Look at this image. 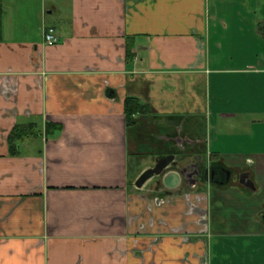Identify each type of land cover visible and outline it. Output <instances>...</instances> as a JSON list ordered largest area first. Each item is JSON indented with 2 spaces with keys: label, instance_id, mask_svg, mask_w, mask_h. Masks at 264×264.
<instances>
[{
  "label": "crops",
  "instance_id": "obj_1",
  "mask_svg": "<svg viewBox=\"0 0 264 264\" xmlns=\"http://www.w3.org/2000/svg\"><path fill=\"white\" fill-rule=\"evenodd\" d=\"M250 1L0 0V264H264ZM127 96L151 107L129 125ZM169 154L214 179L134 185Z\"/></svg>",
  "mask_w": 264,
  "mask_h": 264
},
{
  "label": "water",
  "instance_id": "obj_2",
  "mask_svg": "<svg viewBox=\"0 0 264 264\" xmlns=\"http://www.w3.org/2000/svg\"><path fill=\"white\" fill-rule=\"evenodd\" d=\"M198 164L184 165L183 162L177 161L173 154L166 155L156 159L152 166H149L138 175L134 181L136 187H141L145 182L154 179L155 186L162 192H169L178 189L188 180L198 179ZM195 171H191L192 168ZM202 168V165L199 167ZM192 183V181H191Z\"/></svg>",
  "mask_w": 264,
  "mask_h": 264
},
{
  "label": "trees",
  "instance_id": "obj_3",
  "mask_svg": "<svg viewBox=\"0 0 264 264\" xmlns=\"http://www.w3.org/2000/svg\"><path fill=\"white\" fill-rule=\"evenodd\" d=\"M1 6V5H0ZM151 111L149 103L140 101L138 98L133 96H127L124 99V113L126 117L127 124L129 125L132 121V116L134 114L140 113L145 114ZM48 125H50L48 123ZM26 131L21 127V125H16L12 132L8 136V142L10 144V151L13 152L14 142L21 139Z\"/></svg>",
  "mask_w": 264,
  "mask_h": 264
},
{
  "label": "rangeland",
  "instance_id": "obj_4",
  "mask_svg": "<svg viewBox=\"0 0 264 264\" xmlns=\"http://www.w3.org/2000/svg\"><path fill=\"white\" fill-rule=\"evenodd\" d=\"M226 1H227L226 3H232L233 2L234 3L233 6H235V7H230V9L221 11L219 13H223V12H226V13H230V12L231 13H234L237 10L236 7L238 8V6L234 2V0H226ZM263 3H264V0H251L250 1V6L251 7H246V9L243 7L245 9L244 12L246 11V13H247V11H249V13H254L253 11L257 9L256 14L263 13V8H262L263 7V5H262ZM143 151H145V148H143ZM130 157H131V155H130ZM132 157H133V155H132ZM136 166H137L136 165V160L134 158H132L130 160V168H132L133 170H135Z\"/></svg>",
  "mask_w": 264,
  "mask_h": 264
},
{
  "label": "flooded vegetation",
  "instance_id": "obj_5",
  "mask_svg": "<svg viewBox=\"0 0 264 264\" xmlns=\"http://www.w3.org/2000/svg\"><path fill=\"white\" fill-rule=\"evenodd\" d=\"M48 27H52V26H48ZM54 28V27H53ZM55 30V29H54ZM56 32V31H55ZM57 34V33H56ZM58 36V35H57ZM200 166H197V170L199 171V176L198 178H201L203 180H213L216 171L213 169L212 165L210 163H206V164H202V168H199ZM193 168V167H192ZM191 169V168H190ZM191 171H195L194 169H192ZM226 174L228 176V171L226 170ZM193 182V180H191ZM191 181L188 180L185 183H187L188 185H191Z\"/></svg>",
  "mask_w": 264,
  "mask_h": 264
},
{
  "label": "built area",
  "instance_id": "obj_6",
  "mask_svg": "<svg viewBox=\"0 0 264 264\" xmlns=\"http://www.w3.org/2000/svg\"><path fill=\"white\" fill-rule=\"evenodd\" d=\"M43 39L47 45H53L57 43L58 36L53 27H46L43 30Z\"/></svg>",
  "mask_w": 264,
  "mask_h": 264
}]
</instances>
